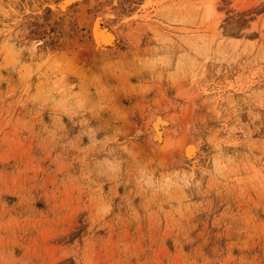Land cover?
<instances>
[{"label": "rangeland", "instance_id": "1", "mask_svg": "<svg viewBox=\"0 0 264 264\" xmlns=\"http://www.w3.org/2000/svg\"><path fill=\"white\" fill-rule=\"evenodd\" d=\"M0 264H264V0H0Z\"/></svg>", "mask_w": 264, "mask_h": 264}, {"label": "bare ground", "instance_id": "2", "mask_svg": "<svg viewBox=\"0 0 264 264\" xmlns=\"http://www.w3.org/2000/svg\"><path fill=\"white\" fill-rule=\"evenodd\" d=\"M67 1L69 2V0H67ZM63 2H64V1H63ZM65 5H66V4H65ZM65 5H64V6H65ZM208 8H209V7H208ZM212 8H213V6L211 7V10L214 12V10H213ZM64 9H65V8H64ZM209 10H210V9H209ZM209 10H208V11H209ZM211 10H210V13L212 12ZM206 11H207V9H206ZM208 13H209V12H208ZM210 13H209V14H210ZM211 14H213V13H211ZM215 25H217V24H215ZM213 28L215 29V27H213ZM216 28H217V26H216ZM215 30H216V29H215ZM105 33H106V32H105ZM105 33H104L103 31L99 32V35H100L101 39L104 40V42L107 41L108 38L110 39V37H109V36L107 37V36L105 35ZM100 37H99V38H100ZM101 42H102V41H101ZM107 42H109V41H107ZM156 125H158V124L155 123L154 126H156ZM189 147H192V149H193V146H189ZM187 149H188V145H187L186 150H187ZM189 149H190V148H189ZM195 149H196V148L194 147L193 150H195ZM186 150H185V151H186ZM190 150H191V149H190ZM188 151H189V150H188ZM186 152H187V151H186ZM193 152H195V151H193ZM187 154H188V153H187ZM191 154H192V153H191ZM188 156H189V155H188Z\"/></svg>", "mask_w": 264, "mask_h": 264}]
</instances>
